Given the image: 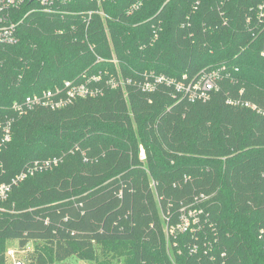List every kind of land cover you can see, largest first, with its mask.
Instances as JSON below:
<instances>
[{
	"label": "trees",
	"instance_id": "obj_1",
	"mask_svg": "<svg viewBox=\"0 0 264 264\" xmlns=\"http://www.w3.org/2000/svg\"><path fill=\"white\" fill-rule=\"evenodd\" d=\"M32 6L13 12L17 43L0 45V121L14 118L0 182L59 163L0 201V264L13 240L33 244L31 264H108L96 243L122 264H264V115L227 104L244 90L264 112V0ZM221 67L230 77L207 102L136 85L145 72L181 82ZM112 75L133 83L111 89ZM91 77L103 95L14 114L28 96ZM193 210L187 232H166Z\"/></svg>",
	"mask_w": 264,
	"mask_h": 264
},
{
	"label": "built area",
	"instance_id": "obj_2",
	"mask_svg": "<svg viewBox=\"0 0 264 264\" xmlns=\"http://www.w3.org/2000/svg\"><path fill=\"white\" fill-rule=\"evenodd\" d=\"M57 0H0V45H13L17 43L16 28L17 24L13 22V12L19 10L26 3L33 4L29 13L42 11L44 13L55 12L54 6ZM68 0H62L67 2ZM141 5L140 2L132 7V10H136ZM264 6L260 7V16H264ZM264 54V53H263ZM144 77L142 81H137L136 85L145 93H153L156 91L157 85L165 82L168 86H173L177 93L181 94L183 98H187L191 102L202 101L207 102L211 100L212 96L219 92L221 89V82L224 78L228 79L230 74L225 67H221L216 70L204 71L194 78L184 76V81L177 82L170 80L162 76L153 77V74L145 72L142 74ZM153 77V78H151ZM102 81L101 77H91L83 82L66 81L63 86H57L54 89H49L41 94H34L26 97L21 102H16L13 105V111L16 116H25L29 112H32L39 108H45L49 110H58L69 104H71L77 98H91L103 95V90L100 87ZM133 83L132 79H123L121 75H112L110 79L105 82V85L111 89L126 88ZM96 84V85H95ZM244 94V90H241L238 98H229L227 104L230 106H243L250 108L258 113L264 115V112L257 105L245 101L240 98ZM176 98V94L174 95ZM14 118H6L4 121H0V134L1 142L0 149L9 143L12 138L11 127ZM141 159H146L144 151L141 153ZM59 160H46L43 162H34L27 167L9 182H0V201H4L8 198L10 192L15 186H18L21 182H24L27 178L35 175L36 173L48 170L55 165H58ZM2 163L0 162V167ZM193 224L197 223V220L190 216H183L182 222L176 227L172 226L168 228V233L174 235L178 232L184 233L191 228V221ZM197 219V218H196ZM7 258L13 260V264H22L16 259L15 251L9 250L7 252Z\"/></svg>",
	"mask_w": 264,
	"mask_h": 264
},
{
	"label": "rangeland",
	"instance_id": "obj_3",
	"mask_svg": "<svg viewBox=\"0 0 264 264\" xmlns=\"http://www.w3.org/2000/svg\"><path fill=\"white\" fill-rule=\"evenodd\" d=\"M196 211L193 210L192 212H190V216L196 219ZM191 221V227L193 224L192 219L190 218ZM166 232L168 233V230L166 229ZM96 247V252L99 256V259L101 261H105L108 264H122L123 260L125 259V257H117L115 254H111V253H106L105 251L102 250V246L98 243L95 244ZM9 250L15 251L16 253V259L17 261H20L22 264H31V254L34 252V248H33V244L30 243L28 244L27 247H21L19 245V241L18 240H13V241H9L8 245H7V252ZM8 264H13V260L9 259ZM56 264H97L96 262H92V261H81V260H77L76 258H70L67 261L63 262V263H56Z\"/></svg>",
	"mask_w": 264,
	"mask_h": 264
}]
</instances>
